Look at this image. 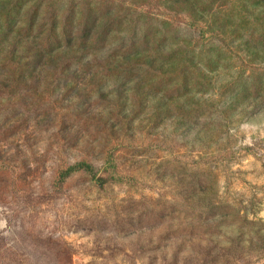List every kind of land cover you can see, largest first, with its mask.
<instances>
[{
	"label": "rangeland",
	"instance_id": "obj_1",
	"mask_svg": "<svg viewBox=\"0 0 264 264\" xmlns=\"http://www.w3.org/2000/svg\"><path fill=\"white\" fill-rule=\"evenodd\" d=\"M0 264H264V0H0Z\"/></svg>",
	"mask_w": 264,
	"mask_h": 264
},
{
	"label": "trees",
	"instance_id": "obj_2",
	"mask_svg": "<svg viewBox=\"0 0 264 264\" xmlns=\"http://www.w3.org/2000/svg\"><path fill=\"white\" fill-rule=\"evenodd\" d=\"M79 170H84L88 172L90 175H92L93 178H96L94 167L87 162H80V163L70 166L68 169L65 170V172L63 173V176H68Z\"/></svg>",
	"mask_w": 264,
	"mask_h": 264
}]
</instances>
